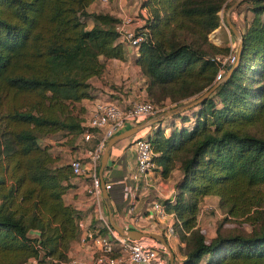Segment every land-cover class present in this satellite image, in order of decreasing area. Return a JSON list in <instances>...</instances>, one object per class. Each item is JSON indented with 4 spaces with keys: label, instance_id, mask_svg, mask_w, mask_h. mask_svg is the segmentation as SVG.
Listing matches in <instances>:
<instances>
[{
    "label": "trees",
    "instance_id": "trees-1",
    "mask_svg": "<svg viewBox=\"0 0 264 264\" xmlns=\"http://www.w3.org/2000/svg\"><path fill=\"white\" fill-rule=\"evenodd\" d=\"M243 2L252 17L236 66L192 112L173 115L178 126L157 122L148 133L154 171L162 177L175 167L181 172L173 202L164 201L179 220L173 228L183 243L181 264H199L204 255H210L204 264H264V224H251L264 201L257 193L264 188V125H257L264 117V0ZM93 3L0 0V264L30 258L63 264L77 239L79 212L62 198L74 175L68 162L53 163L38 138L57 130L81 134L84 120L73 110L92 95L88 78L102 73L101 58L124 56L118 17L87 11ZM221 4L141 1L146 38L134 62L154 106L198 95L218 80V62L210 57L229 48L213 45L207 33L218 25ZM204 195L218 197L224 217L250 215V230L217 227L206 239L195 226Z\"/></svg>",
    "mask_w": 264,
    "mask_h": 264
},
{
    "label": "built area",
    "instance_id": "built-area-1",
    "mask_svg": "<svg viewBox=\"0 0 264 264\" xmlns=\"http://www.w3.org/2000/svg\"><path fill=\"white\" fill-rule=\"evenodd\" d=\"M98 1L106 4L109 0ZM138 11L142 15L145 14L142 7ZM142 23L141 15L135 17L131 13H125L114 25L120 40L133 46L136 51L140 42L146 38V29L142 27ZM210 58L218 62L215 78L219 79L225 66L235 60V52L229 50L225 55L216 54ZM156 110L157 108L148 100L133 101L128 106H121L112 100L97 99L92 104L90 114L83 123L81 138L87 141L94 136L95 140L93 144L83 149L81 155L71 157L68 163L74 176L85 178L84 192L90 196L91 203L95 206L94 216L98 224L86 225L83 219H77V244L84 248L88 247L92 257L86 261L69 257L63 264H167L165 250L157 240L123 236L109 224L102 210L101 191L108 190L112 182L103 178V171L99 172L100 155L106 139L127 124L148 118ZM133 144L135 166L129 178L134 185H125L128 195L125 211L128 214L127 221L134 224L140 221V214L131 213L137 187L145 189L151 186L155 164L148 133L136 137ZM150 215L157 223L162 224L166 234L172 232L174 219L178 221L173 213L166 211L165 203L159 198L151 201Z\"/></svg>",
    "mask_w": 264,
    "mask_h": 264
},
{
    "label": "crops",
    "instance_id": "crops-1",
    "mask_svg": "<svg viewBox=\"0 0 264 264\" xmlns=\"http://www.w3.org/2000/svg\"><path fill=\"white\" fill-rule=\"evenodd\" d=\"M124 1L125 0H115V4L113 3L112 8H110L109 5L106 6V11L118 18L121 17L125 14L122 5ZM89 22L90 24L92 23L90 19ZM118 39L120 40L119 37ZM123 49V58H106L102 73L98 76H93L98 77L102 82H91V97H85L75 102L73 112L80 117L81 120H84L83 123L87 120L92 104L97 99L112 100L121 106H128L133 101L147 99L145 90L147 83L146 77L140 72L137 64L134 62L137 51L133 48L132 56L131 52L128 50V45L125 43H123ZM120 79L122 82H119ZM132 124H127L122 129ZM138 136L137 131L131 136L117 140L110 146L105 166L102 169L104 172L103 178L112 182L111 187L106 191L110 206L111 219L113 222L125 229L136 228L145 232H156L159 231L162 224L157 223L151 217L150 203L152 200L158 199L159 197H170L172 185H170L167 178H161L158 173L154 172L151 186L145 189L139 186L137 187L131 213L140 214V221L138 223L133 224L132 222L127 221L128 214L125 211L128 200L125 185H134L131 178H129V174L133 171L135 166V148L133 140ZM94 140L95 138L93 136L90 140L84 141L81 138V134H79L66 150L68 157L81 155L83 149L86 146L93 144ZM52 144V148H55V143L52 142ZM63 145L64 144L60 143L57 146L59 147ZM57 162H59V160ZM71 182L72 185L67 189L64 195V199H66L65 201L78 210L79 218L83 219L86 225H97L98 222L94 216L95 206L91 203L90 196L86 195L84 192L85 178L83 176H74ZM102 210L108 219V208L103 199ZM163 233L166 236V242L170 251H173L172 255L174 253L172 264H180V262L177 261L176 248H178L177 246H180L181 243L177 239L175 233L171 234V236L164 231ZM212 235L213 234H209V238ZM165 254L166 262L167 264H170L167 251ZM68 256L75 257L79 261H86L92 257V252L88 247L84 248L79 246L76 239L68 250Z\"/></svg>",
    "mask_w": 264,
    "mask_h": 264
},
{
    "label": "rangeland",
    "instance_id": "rangeland-1",
    "mask_svg": "<svg viewBox=\"0 0 264 264\" xmlns=\"http://www.w3.org/2000/svg\"><path fill=\"white\" fill-rule=\"evenodd\" d=\"M114 1L115 0H109L106 4H101L98 0H96V3H93L94 5L92 4V5L88 6V8L86 10L87 11H93V10L94 11H99V10L106 11L107 10L106 6L109 5V7L112 8ZM141 1L142 0H125L122 4L125 13H131L132 15H134L136 17V15L139 14L138 9L140 7ZM233 1L234 0H222V4L220 6V9L217 12V14H218V25L207 33V40L217 47H220V48L228 47L229 50H231L232 52H236L237 46H238V40L236 39L235 35L233 34L229 25L226 22V14H227L228 18L230 19V21L233 22L235 28L240 33H242V31L245 30L246 26H249V24L251 22L252 12H250V10H248V3L243 2V0H241L238 4H236V6H234L233 8H231L229 10V12H227L228 6ZM120 10H122V9H120ZM84 23L86 26H90V22H89L88 18L84 19ZM128 50L132 54L133 53V46L128 45ZM132 56H133V54H132ZM101 60H103V63L105 62V59L101 58ZM88 82H89V85L91 86L92 85L91 82L92 83H94V82L101 83L102 81H100V79L98 77H91V78H88ZM119 82H122V80L120 79ZM91 89L92 88H90V92H91ZM195 96H192L189 98H181L178 101H171L168 98H165L161 103H154V104H155V106L159 112L163 109H167V108L174 106L176 104H180L182 102H185V101H187V100H189ZM186 112L189 113L192 111H189V108H188V109L181 111L180 113H177V114L178 115L181 113L185 114ZM178 115H176L174 117L172 115L170 117H167L166 119H163L160 122L165 127H167V126L169 127V125H171V124H177V126H178L180 124V121L177 118ZM261 115H264V113ZM145 119H147V118H145ZM145 119L140 120L137 123L142 122ZM133 124H136V123H133ZM159 124L154 123V124H151L149 126H145L140 131H138V135L149 133L154 126H157ZM257 125L260 128L264 125V117H261L259 119V122ZM167 130L168 129H166V131ZM77 136L78 135L75 134L74 132L67 133L66 130H57L54 132L47 133L46 135L40 136L38 138V140L43 145L47 144V146H48L47 150L53 159V163L54 164H62V163H66L70 160L71 156L68 157L66 150L69 148V145H71L73 143V141L77 138ZM52 142L55 143V145H56L55 148H52V146H53ZM60 143L64 144L65 146L63 145V146L58 147L57 145H59ZM58 160H59V162H57ZM160 177L168 179V182H170V185H172V191H171L170 197H168V198L159 197V200L164 202L166 199H168V200H171L169 202H173L174 194L177 191L176 185L180 182V179H181V172L179 171V169L177 167H175L169 171V173L166 177H162L161 175H160ZM257 193L261 194V196L264 198V188H260L259 192H257ZM64 195H65V193L63 194V197H62L63 201L65 203H67L65 201L66 199H64ZM183 195L187 196L188 194L184 193ZM217 198L218 197H215L212 195H204V196H201L199 199V202L197 205V210H196L195 226H197L202 231L203 236L206 239L209 238V234H214L215 228H217V227L219 228V230L221 232H227V231L246 232V231H249L250 226H251V225L250 226L248 225V222H250V218H251V217H249L250 215H247V213H245L242 215H235V216L230 215V217H227V216L224 217L225 213L218 206V199ZM259 204H262V205L257 207L258 213H254L256 215V219H252V223H251L252 227H257L259 225L264 224V201H261ZM173 222H175V224H176V222H179V220L176 221L174 219ZM220 222L221 223L223 222L221 224V226H220ZM163 231H164V229L161 227L159 229V231H156V233L164 235V237L166 239V236L163 233ZM153 232H155V231H153ZM174 233L178 239V235H177L175 228H173L172 232L169 233L168 235L171 236V234H174ZM31 234H35V233L31 232ZM154 240L156 241V239H154ZM179 242L181 243V245L177 246L178 248H176V255H177V261H179L181 264L182 260H183L184 249H183V243L181 241H179ZM70 248H71V245H70ZM164 250H165V252L167 251L165 248H164ZM173 255H174V253H173ZM209 257H210V255H204L199 264H204V262L206 260H208ZM27 263L28 264H38L37 259H35V258H30L26 262H24V264H27Z\"/></svg>",
    "mask_w": 264,
    "mask_h": 264
},
{
    "label": "water",
    "instance_id": "water-1",
    "mask_svg": "<svg viewBox=\"0 0 264 264\" xmlns=\"http://www.w3.org/2000/svg\"><path fill=\"white\" fill-rule=\"evenodd\" d=\"M241 0H234L227 8V12H229V10L231 8H233L234 6H236V4H238ZM226 22L229 25L231 31L233 32V34L235 35L236 39L238 40V46H237V50L235 52V60L233 61V63L228 64L227 68L225 70V72L222 74L221 78H219L217 81H215L213 84H211L210 86H208L207 88H205L202 92H200L198 95H196L195 97L182 102L180 104H176L174 106H171L167 109H163L155 114H152L151 116H149L147 119H145L142 122L136 123V124H132L124 129H122L121 131H118L114 134H112L111 136H109L104 144L103 150L101 152L100 155V160H99V172L102 171V169L105 166V162L107 159V155H108V151L110 146L115 143L117 140L131 136L132 134L136 133L137 131L141 130L142 128H144L145 126H149L151 124L157 123L162 121L163 119H166L167 117H170L174 114L180 113L181 111H184L198 103H200L201 101H203L209 94L210 92L213 91V89L215 88V86L223 79H225L231 72V70L236 66L238 59H239V53H240V48H241V41H242V35L241 33L235 28L234 24L232 21H230V19L228 18L227 14H226ZM101 198L104 200V203L106 205V207L108 208V221L109 224L121 235L123 236H127L130 238H139V237H148V238H152V239H156L159 243L162 244V246L167 250L168 253V258L170 261V264H172V260H173V255L172 252L170 251V248L166 242V239L164 237V235L156 233V232H145V231H141L139 229L136 228H122L118 225H116L113 220L111 219V212H110V206L108 203V198H107V191L105 189H102L101 191ZM28 264V263H27Z\"/></svg>",
    "mask_w": 264,
    "mask_h": 264
}]
</instances>
